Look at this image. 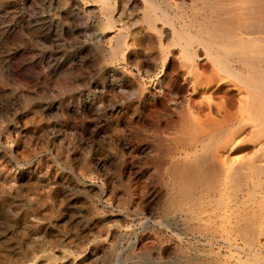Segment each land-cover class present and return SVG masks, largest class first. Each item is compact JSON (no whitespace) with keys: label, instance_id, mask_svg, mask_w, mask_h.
Listing matches in <instances>:
<instances>
[{"label":"rangeland","instance_id":"rangeland-1","mask_svg":"<svg viewBox=\"0 0 264 264\" xmlns=\"http://www.w3.org/2000/svg\"><path fill=\"white\" fill-rule=\"evenodd\" d=\"M132 1H115L112 28L128 26L135 52L112 61L105 40L111 32L101 34L104 15L94 0H0V264L206 259L198 252L208 246L187 237L180 243L166 228L142 223L147 215L170 221L163 210L166 164L161 170L143 164L146 157L170 159L150 147L152 141L171 142L169 113L160 110L153 119L138 109L131 87H107L106 100L96 92L102 79L141 84L140 60L150 59L153 72L161 69L166 48L146 29L142 1L135 0V7ZM20 24L25 30L17 29ZM149 80L145 77L144 90ZM84 98L94 100L91 113L65 111ZM112 103L118 106L114 112L106 106ZM135 128L143 140L133 135Z\"/></svg>","mask_w":264,"mask_h":264},{"label":"bare ground","instance_id":"bare-ground-1","mask_svg":"<svg viewBox=\"0 0 264 264\" xmlns=\"http://www.w3.org/2000/svg\"><path fill=\"white\" fill-rule=\"evenodd\" d=\"M94 1L104 15L99 17L100 29L111 32L105 38L107 56L112 61L120 55L132 57L128 26L112 28L116 0ZM140 1L146 29L157 33L166 48L161 69L153 72L150 59L140 60L141 84L124 77L102 79L96 92L106 100L107 87H131L139 97L138 109L153 119L160 110L169 113L171 129L165 131L171 142L152 141L150 147L170 159L146 157L143 164L159 170L166 164L162 209L170 221L147 215L143 226L164 227L180 243L187 237L208 246L198 252L206 255L201 264H264V0ZM17 29L25 30L23 24ZM145 77L152 81L148 90ZM93 101L84 98L73 110L67 104L65 111L91 113ZM106 106L111 112L118 108ZM135 129L133 135L143 140Z\"/></svg>","mask_w":264,"mask_h":264}]
</instances>
